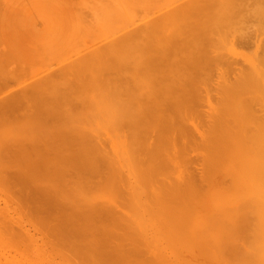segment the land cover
Listing matches in <instances>:
<instances>
[{
	"label": "rangeland",
	"instance_id": "374dc122",
	"mask_svg": "<svg viewBox=\"0 0 264 264\" xmlns=\"http://www.w3.org/2000/svg\"><path fill=\"white\" fill-rule=\"evenodd\" d=\"M222 1L224 0L213 1L212 5L214 7L210 8L211 6H209L208 9L205 7L207 4H204V2H207L206 0H0V264L264 263V260L259 263L261 257L258 258L259 261L251 257L255 253L252 249L256 247V244L262 245L263 242H256V236L251 237L252 232L254 233L253 230H255L252 229V224L255 225L252 222L254 221V215L252 217L249 212L252 209L250 203H247L249 201V199L247 201L248 195L243 194L245 197L241 196L243 183H238L236 180L232 185L234 177H231L233 175L231 172L233 170L229 172L228 163L224 157H222L221 163L216 162L217 159L214 157L216 151L219 153V149H223L221 145L224 141L220 140L222 136L218 137L220 134L217 135L215 132L214 135L212 133L210 135L211 137L214 136L215 140L207 139L210 137L207 135V133L210 134L207 130L209 129L208 126L211 129L212 125L210 123L213 121L215 109H221L219 107H222L225 102V98L222 97L226 96V92L222 89L228 91L227 88L231 89L233 84H236V87L238 85L237 89L243 88L241 87L243 85H240L237 79L241 78L240 74L243 75L244 70L248 69L247 62L249 66V63L255 62L254 66L258 65L255 67L261 68L262 66L264 68L263 62L260 63L257 60L258 57L259 61L262 58L264 60V41L258 47L254 43L256 35L259 34L260 39H262L260 31L255 32V29L259 30L264 26V23L261 19L257 22L252 15V8L256 4L260 5V2H264V0L236 1L240 4L234 3V8L242 7L240 8L241 11L239 9L235 10L239 16L234 13V10L229 9L230 0L225 1L226 3L223 2L224 4H221ZM230 2L233 3V1ZM254 2H256L255 5ZM228 3L229 8L226 7ZM219 6L226 7V12H229L228 17L223 14L225 12L224 8H219ZM204 7L207 10L203 9ZM220 9L224 12H219ZM164 12H168L167 16L153 21L154 18ZM231 13L233 16H231ZM221 15L227 17L226 21L230 16L232 17L229 18L228 23L223 21L227 28H224L225 24L221 29L213 25L214 18H220V21H217L218 23L223 20ZM253 28L254 30H252ZM235 30L238 34H244L245 36L239 40L238 38L235 39L230 33ZM225 33L228 34L226 37H224ZM137 43L140 45L143 43V47L145 44H152L150 46H154V48H150V50H152L154 56L162 44V48L164 46L167 49L172 47L173 52L170 51L172 49H164L169 52L170 58L175 56L174 58L178 61L176 60V65L172 66V64H175L173 62L170 65L171 68L168 65L170 60L166 61V58L169 59V57H166L164 62H161L164 59V57H161L163 59L160 63H167L163 66L169 67L168 70L165 68V72L162 70L165 73L163 76L166 75L165 77L158 72L159 67L156 65L160 63L156 64V61L151 64L148 61L147 66L143 65V67L137 69L140 65L137 62L142 64V60L145 58L150 59L148 58V52L146 53L148 57H144L143 52L146 46L142 49L143 52L138 51L142 45H138V48L136 47ZM215 46L216 48L223 47L222 50L217 49L218 51H215L223 54L221 60L218 59L220 53L217 57L214 51L211 52L216 49ZM133 47L134 49H132ZM149 47L147 46L148 49ZM135 48H137V51ZM202 48H204L203 53H201ZM210 48L211 50H209ZM164 49L159 50L162 55L166 51ZM229 52L231 54H228ZM149 54H151L150 51ZM153 55L151 54L150 57H153ZM228 55H231V58ZM126 56L129 58H126ZM156 56H158V53ZM250 56L253 57L254 61ZM227 57L235 60V62H231L232 60ZM174 58L172 60L175 61ZM243 58L247 62L243 61ZM114 60H116V63ZM132 62L133 64L134 62L137 63L134 64L135 68H133V64L131 65ZM210 62L213 64L211 65ZM254 66L249 67L250 70ZM259 68H257L260 70L259 72L254 69L253 72H257L261 76L262 70ZM240 70L241 72H239ZM237 74L239 77L237 76L236 79ZM198 76L202 78L200 79ZM191 77H194V79ZM162 78L165 80L164 82L169 81V83H163ZM155 79L160 82L156 83ZM262 79L264 80V76ZM170 82H174V84L172 85ZM189 82L193 85L197 83L196 88ZM160 83H163V87L156 85ZM224 83L229 84V87ZM155 85L159 89L162 87L160 90L167 93L162 92V95L160 90H158L160 91L158 93L155 92V88H157ZM170 85L171 87H169ZM222 86L223 88H221ZM257 86H246V89L249 87L250 93L252 92L251 88H254L255 92L258 89V92L261 90L259 93L256 92L259 94L258 96L252 93L261 101L264 99L263 88L261 85L262 89L259 85ZM189 88L195 91L192 93ZM243 90L245 89L243 88ZM188 91L192 94L186 99V94L189 95ZM195 93L197 94L194 96ZM221 93L225 96H221ZM178 94L185 97L179 95L178 97L181 98L179 99ZM252 94H249V96ZM253 95L250 99L254 98ZM171 96L176 97L178 103ZM220 97L223 103L220 102ZM182 99H186L187 102L185 103L184 100V108L182 107L184 113H181L182 111L178 112L179 109L177 111L184 114L181 117L180 114H177L174 108L175 105L171 102L175 103L176 101L178 105ZM257 99L255 98V101ZM188 100L190 101L188 102ZM55 101H57L56 104ZM169 102L173 107L169 105ZM263 102L260 105L258 103L261 102H256L255 105L250 103L254 108V111H252V108L250 109L252 119H254L253 117L264 118V110L260 111L261 109H259L261 105V108L264 109ZM152 103L154 106L157 104V106L153 107ZM181 103L183 104V102ZM150 105L153 109L155 108V111L151 108L150 111ZM147 107L146 110H149L150 113H156L155 117L153 114H151L153 117H150L147 114L148 112H144ZM171 108H174V110ZM142 110L143 114H147L145 115L147 117L144 116L140 119L141 116L139 117L138 114ZM217 112L219 114V110L216 111V114ZM253 112H256V115ZM48 114H51V116L49 117ZM216 117L218 115H215ZM259 120V123H261L262 120ZM256 121L253 120L254 123H252L255 124ZM165 122L171 123V125L168 124L170 127L172 126L171 131L167 132L169 129L167 131L164 128L162 129V124ZM213 122H215L213 126L216 128L217 121ZM180 125L185 126L186 133H184V130L181 131L184 127ZM250 127L252 129L253 126ZM212 130L216 131L213 128ZM212 130L211 132H213ZM178 132L182 133L179 134ZM76 135H80L81 138ZM56 136L58 139H56ZM134 137L135 139L137 137L139 140H144V144H147L145 146L137 145L136 141L138 139L134 141ZM162 138H166L164 141L168 142L161 143ZM216 138L220 141H217ZM62 139L67 140L68 147L67 144L63 145L61 143ZM204 139L207 141L206 143ZM57 140L59 141L57 142ZM142 140L141 142H143ZM190 142H193L192 144L195 142V144L191 146L189 145ZM218 142L221 145L214 147H220L217 148L219 151H214L212 146L215 143L218 145ZM78 143H84V146H80L81 148H87L86 150L90 148L88 151L92 156L91 159H95L96 166L98 165L100 168L97 169L96 167L97 172H94L92 176L90 173L89 175L86 174L83 170L80 171L79 168V170L76 169V165L74 166L77 161ZM202 143H205V145ZM207 143L213 145L208 146ZM139 146L141 150L146 146L152 150H159L161 147L160 151L162 153L156 158L157 152L148 149L152 161L155 159L152 162L147 154L148 152L143 153L146 149L143 152L141 151V154L144 155H140V151L137 149ZM158 146L160 147L158 148ZM223 146L225 145L223 144ZM135 147H137L135 149L137 152L134 151ZM209 148H212L214 152H209ZM153 153L155 154L153 155ZM69 154L71 155L69 156ZM212 154L213 160L211 162L208 157ZM42 156L52 158V160L55 159V161L51 159L44 161L43 158L41 161ZM66 156L69 159H65ZM146 156L150 159L149 163L145 162ZM65 160H68L69 164ZM138 160H141V163ZM47 161L56 164L53 166L51 164L52 168H48L50 172H46L49 171L47 169L44 171L45 168L43 170L39 166L41 162L40 165L43 164V167L49 165L46 164ZM214 161L215 163H213ZM224 161L225 164L227 163L228 170H223L227 173L220 172L223 165H225ZM216 163L220 168H215ZM214 164L215 166H213ZM53 167H59L62 174L61 172L58 173L63 175L62 178L58 177L60 175H57V170L54 171ZM230 167L235 170V167ZM51 169L56 174L52 173ZM208 170H211V172ZM149 171L152 172V175L154 172L155 178H153L154 175H148ZM31 173L35 174L36 177L33 178L34 175L32 176ZM48 173L52 174L48 175ZM65 174L66 176H64ZM57 177L59 179H56ZM253 177L252 180L259 184L257 185L258 188H263L264 182H260L262 181L261 178L257 174ZM213 179H215V183L212 181ZM123 181L126 183L124 184ZM213 183L215 186H213ZM79 184L81 185L79 186ZM210 184H212L211 187ZM239 186L240 188H237ZM233 187L236 188L235 190H242H238L237 193L232 189ZM36 189H45L51 195L56 194V199L62 205H54V209L53 207L52 209L48 208V211H46L47 209L44 210L43 207V209L39 208L40 204L36 200L35 205H33L34 202L32 204L31 199L30 202L28 199L32 198L30 195L35 194L34 190ZM210 189L215 192L212 195H216V197L211 198L212 200L208 198V196H212L211 194L208 195V191L209 193L212 192ZM232 190L234 192H230ZM223 191L224 193L227 192L225 195L221 194L220 197L219 192L223 193ZM235 192L237 195V197H234L236 202L228 200L229 198L233 199L234 195L232 193L235 194ZM206 193L208 196L205 195ZM216 193H219V197ZM231 194L233 196H229ZM203 195V199H199ZM28 196L29 198L26 199ZM114 196H117V198ZM195 196H198V198ZM204 198L206 201H204ZM214 198L215 202L213 201ZM220 198L222 201H219L220 209H218L215 203ZM225 198L227 199L225 200ZM245 198L248 204L246 208L248 209H242L246 210L245 217L248 218L244 219L248 221L251 218V221L249 220L251 227L250 224H247L248 228L245 226L247 231L249 227L252 230L248 232L246 229L242 231V228H244L242 224H245V220L241 219L243 217H238L244 210L237 209L241 205L239 203H242ZM259 198L263 203L264 196L262 198L260 195ZM202 201L205 204L203 202V206L200 207L199 204ZM209 201H213L216 205V211L212 204L209 205ZM228 201H233L234 204L232 205L233 202L229 203ZM26 202L31 203L32 208ZM222 202L226 203H223L225 206L221 204ZM110 205L114 206L115 209ZM193 206L196 208H193ZM225 207L230 208L229 213ZM223 209L226 214L224 211L222 212ZM260 209L263 210L264 208ZM49 210L51 213H49ZM88 210H91V214L93 212L94 219L91 217L92 220L87 222L86 218L91 219L89 218L91 215L87 217ZM217 210L221 213L219 214ZM84 212L86 213L85 219L81 216ZM70 213L72 216L74 214L73 220ZM232 227H234L233 230ZM239 231L241 233L246 231V236L240 234ZM254 235H256V230ZM252 238L255 246L250 247V253L252 254L250 255L249 251V254L244 251L249 249V245H251L249 242L252 241ZM205 240L207 242H204ZM228 241L231 245L234 244V247L236 246L237 251L233 247L227 249L230 247ZM89 245L94 247V249L92 248L93 253L92 249L88 250L86 248ZM241 246H245L243 247L245 249ZM81 248L87 251L84 253ZM230 249L236 253H229ZM81 252L84 254H81ZM110 254L112 257H110ZM119 257L123 260L121 258L118 260ZM251 258L256 261L251 260Z\"/></svg>",
	"mask_w": 264,
	"mask_h": 264
},
{
	"label": "bare ground",
	"instance_id": "6f19581e",
	"mask_svg": "<svg viewBox=\"0 0 264 264\" xmlns=\"http://www.w3.org/2000/svg\"><path fill=\"white\" fill-rule=\"evenodd\" d=\"M101 1H102V0H101ZM203 1H204V0H203ZM206 1H207V2H204V4H207L205 7L208 8V9H209V6H211L210 8L214 7L212 4H213L214 2H216V0H206ZM211 1H212V2H211ZM213 1H214V2H213ZM218 1H219V0H218ZM225 1L228 2L227 0H224V1H222L221 4L226 3ZM230 1H233V3L230 2ZM230 1H229V3H230V8H229V6H228L229 3L227 4V6H226V4H225L226 7H228L230 10L232 9L231 11L234 10V13H236V14H237L236 11H237L238 9H239V11H241L240 8H242V7H239L238 9H237V7H236V6H238V5L240 4V3H238V2H239L238 0H230ZM234 1H235V2H234ZM236 1H238V2H236ZM255 1H256V0H255ZM259 1H260V0H259ZM259 1H258V3H259ZM262 1H263V0H262ZM92 2L95 3L94 1H92ZM220 2H221V1H220ZM223 2H224V3H223ZM202 3H203V2H202ZM234 3H236V4L238 3V5L235 6L237 10L234 8V5H235ZM260 3H261V4L258 5V4H256V2H254V5L256 4V6L253 5L254 7L252 8V9H253L252 15H253V17L256 18V19L254 18V20H257V22H259V19H261V21L264 23V21H263V20H264V2H260ZM231 4H233V5H232L233 8H232ZM216 5H217V4L215 3V6H216ZM221 6H224V5H221ZM240 6H241V5H240ZM97 7H98V6H97ZM205 7H204L203 9H206ZM226 7H225V8L223 7L224 10H225V12H226ZM219 8H222V7L219 6ZM223 8H222V9H223ZM108 9H110V8H108ZM222 9H220L221 11L219 10V12H222V13H223L224 10H222ZM250 9H251V8H250ZM252 9H251V10H252ZM94 10H95V9H94ZM98 10H99V9H98ZM112 10H113V9H112ZM206 10H207V9H206ZM235 10H236V11H235ZM110 11H111V10H110ZM93 12H94V11H93ZM219 12H218V13H219ZM225 12H224L223 14H224V15L226 14V16L228 17L227 14H228L229 12H226V13H225ZM111 13H112V11H111ZM111 13H110V14H111ZM241 13H242V12H241ZM167 14H168V12H164V13H162L161 15H159L158 17L154 18L153 21H156L157 19L159 20L160 17L167 16ZM206 14H207V13H206ZM223 14H222V15H223ZM97 15H98V14H97ZM108 15H109V13H108ZM222 15H221V16H222ZM224 15H223V16H224ZM237 15H238V14H237ZM249 15H250V14H249ZM103 16H104V15H103ZM110 16H111V15H110ZM223 16H222V19H223V20H221V22H219V23H218L217 21H220V18H221L220 15H218V17H220V18H218V17H217V18H214V19H215V20L213 21V22L215 23V24L213 23L214 27H220V29H221V27H223V25L225 24V23H223V21H225V22L228 21V22H229V20L232 18L231 16H233V15H232V13H231V16H230L231 18L229 17L230 19L228 18L227 21H226L227 17H226V16L223 17ZM238 16H239V15H238ZM99 17H100V16H99ZM106 18H107V17H106ZM250 18H251V17H250ZM250 18H249V19H250ZM224 19H225V20H224ZM233 19H234V18H233ZM254 20H253V21H254ZM112 21H113V19H112ZM216 22L218 23L219 26L217 25ZM228 22H227V23H228ZM232 23H233V22H232ZM232 23H231V25H232ZM260 23H261V22H260ZM213 25H212V26H213ZM242 25H243V24H242ZM248 25H249V24H248ZM260 25H261V24H260ZM210 27H211V25H210ZM225 27L227 28V25H226V24H225L224 28H225ZM235 28H236V27H235ZM182 29H183V28H182ZM211 29H212V28H211ZM214 29H215V28H214ZM217 29H218V28H217ZM249 29H250V28H249ZM258 29H259V28H258ZM252 30H254V28H253ZM231 31H232V30H231ZM235 31H236V30H235ZM235 31L230 32V33H231V36L233 35V37H234L235 39L238 38V40H239L240 38H242V37L245 36L244 34H238V32H237V31L235 32ZM256 31H258V32L260 31L259 33H260V35H262V39H260L261 37L259 36V34L256 35V37H255V41H254V43H255V45L258 47L259 44H260L262 41H264V26H263L262 28H260L259 30L255 29V32H256ZM234 32H235V34H234ZM208 33H209V32L207 31V34H208ZM210 33H211V32H210ZM245 33H246V32H245ZM212 34H213V32H212ZM227 35H228V34H227ZM227 35H226V33H225L224 37H226ZM147 36H148V35H147ZM233 37H231V38H233ZM147 38H148V37H147ZM168 38H169V37H168ZM234 38H233V40H234ZM204 39H205V38H204ZM205 40H206V39H205ZM147 41H149V40H147ZM206 41H207V40H206ZM209 41H210V40H209ZM218 41H219V40H218ZM227 41H228V40H227ZM227 41H226V42H227ZM154 42H155V41H154ZM143 43H144V42H143ZM143 43H141V45H142ZM158 43H159V42H158ZM166 43H167V42H166ZM227 43H228V42H227ZM135 44H136V43H135ZM213 44H214V43H213ZM138 45H140V44L137 43V46H136V47L139 48ZM141 45H140V46H141ZM150 45H152V44H150ZM150 45H149V43H148V45L145 44L146 49H144L145 46L143 47V45H142L141 48L138 49V51H139V50L142 51V49H144V50L146 51V52H145V51H144V52L142 51V52L144 53V57L147 55L146 53L148 52V56H149V57H148V56H146V57H148V58H150V59L147 60V58H145L144 60H142V64H141L140 62H137L138 64H140L139 67H137V69L143 67V65L147 66L148 61H149V64L154 63L155 61H156V64H157V63H160V61L163 59V58L161 59V57H164L163 61H161V62H164V60H166V59H167L166 61H169V60H170V61H169L170 64H168L169 67L172 68V66L176 65L175 62H177L178 60H177L176 58H174V57H175V56H174V53H173V56H174V57L170 58L171 56H169V54H168L169 52L167 51V50L172 49V47H171V48L169 47L170 49H167L166 46H164V48H166L167 50L161 47L163 44H162L161 46H159V49H158V50H157V47H156V50H157V53H158V56H159V57L156 56L157 53L155 54V56H156V57H155V56L153 55V53H152V50H150V48H154V46L151 47ZM164 45H166V44H164ZM167 45H168V44H167ZM147 46H148V47L150 46L149 49L147 48ZM155 46H156V45H155ZM216 46H217V45H216ZM216 46H215V48H216ZM160 47H161V49H160ZM210 47H211V46H210ZM213 47H214V46H213ZM224 47H225V46H224ZM221 48L223 49V47H221ZM221 48L218 47V48L212 50L211 52H213V51L215 52L217 49L222 50ZM132 49H134V47H133ZM147 49H148V51H147ZM163 49H164V51H165V50H166V51L163 52L164 54L162 55V54H161L162 52L160 53L159 50L162 51ZM262 49H263V48H262ZM135 50L137 51V48H135ZM153 50H154V49H153ZM202 50H204V48H202L201 51H202ZM209 50H211V48H210ZM141 51H140V52H141ZM149 51L151 52V54L153 55V57H152V56L150 57L151 54H149ZM154 51H155V50H154ZM170 51L173 52V49L170 50ZM217 51H218V50H217ZM142 52H141V53H142ZM203 52H204V51H202L201 53H203ZM211 52H210V53H211ZM226 52H227V51H226ZM154 53H155V52H154ZM219 53H220V52H219ZM219 53L215 52V55L218 57ZM160 54H161L162 56H161ZM166 54H168V56H166ZM171 54H172V53H171ZM228 54H231V53L229 52ZM130 55H131V54H130ZM164 55H165V56H164ZM221 55H222V58H223V54L220 53L219 58H218V59H220V60L222 59V58H221ZM128 56H129V54H128ZM128 56H126V58H127ZM216 56H215V57H216ZM228 56H229V55H228ZM230 56H231V55H230ZM230 56H229V57H230ZM257 56H258V55H257ZM120 57H123V56H120ZM144 57H143V58H144ZM154 57H155V58H154ZM166 57H169V59L166 58ZM217 57H216V58H217ZM250 57H251V56H250ZM250 57H249V58H250ZM128 58H129V57H128ZM153 58H154V59H153ZM165 58H166V59H165ZM173 58L175 59V61L172 60ZM227 58H228V57H227ZM230 58H231V57H230ZM230 58H228V59H230ZM251 58L253 59V57H251ZM251 58H250V59H251ZM255 58H256V56H255ZM157 59H158L159 61H158ZM225 59H226V58H225ZM228 59H227V60H228ZM233 59H234V58H233ZM256 59H257V58H256ZM260 59H261V58H260ZM262 59H263V58H262ZM262 59L259 61V57H258L257 60H258V62H260V63L263 62L262 64H264V60H262ZM146 60H147V61H146ZM176 60H177V61H176ZM227 60H226V61H227ZM230 60H232V59H230ZM230 60H229V61H230ZM242 60L245 61V62H247L246 60H244V58H243ZM115 61H116V60H114V62H115ZM144 61L146 62V64H145ZM229 61H228V62H229ZM233 61L235 62V60H232L231 62H233ZM243 61H242V62H243ZM253 61H254V59H253ZM79 62H80V61H79ZM112 62H113V61H112ZM169 62H168V63H169ZM173 62H174L175 64H172ZM256 62H257V61H256ZM258 62H257V64H259ZM115 63H116V62H115ZM137 63L134 62L135 65H136ZM210 63H211V62H210ZM210 63H209V65H210ZM225 63H226V62H225ZM252 63H253V64H252ZM252 63H249V64H250V66H249V65H248V62H247L246 65L248 66L247 68H248L249 70H248V69H247V70H244V73H249V72L252 70L249 74H244V73H243V75H241L242 73H241V74L238 73V74H240V77H241V78H239L240 81H239V79H237L238 74L236 75V79L238 80V82H240V85H243V86H241V87H243L246 91L243 90V91H244V92H243V91H242L243 88H242V89H237L238 85H237V87H236V84H233V87H234V88H233V87H232V88H233L234 90H233L232 88H231V89H230V88H227V87H229V84H227V85H228V86H227V85L224 83V84L227 86L226 88L229 89V90L226 91V90H223V89H222V91H225V92H226V93L224 92V93L226 94V96H225V94L223 95V93H221V96H222V95L225 96V97H222L223 99L225 98V99H224L225 102H224L223 106H222L221 104H218V105H221V106H222V107H219V106H218L219 108H221V109H218V110H219V114H218V112H217V114H216V111H218L217 108L215 109V110H216V111H215V114L213 113L214 115H213L212 120H213V121H215V120L217 121L216 124H215V127H216V128H214V126H213V124L215 123V122H213V121L211 122L212 124L210 123V125H212V126H211V129H210V126H208L209 129L207 130V132H209L210 134L207 133V135H208V136H210V135H212V134L214 135L215 132L217 133V135L220 134L218 137L222 136V137H220L221 139H220V138H219V139L222 140V141H224V143H222V145L224 144L225 146L222 147V145H221L219 142H218V145H217L216 143H215L216 145H215V144L213 145V144H211V143H209V144L207 143V145H208V146H209L210 144H211V146L213 145L212 148L214 149V151H215V150H218V149L220 148V147H219V148L217 147V148H218V149H217V148H215L214 146H219V145H221V148H223V149H219V150H220V151L218 150L219 153L216 151L218 154H217L216 152L214 153V155L216 154V155L214 156L215 159H217L216 162L221 163V161H222L221 159H223L222 157H224L225 160H226V162L228 163V164H227V163H226V164H227V166L229 167V172H231V170H233V171L231 172V173L233 174L231 177H232V178L234 177V178L232 179V181H233L232 185H234V182H236V180H237L238 183H243V185H242L243 193H242L241 196L245 197V195H248V198H247V196H246L247 201H248V199H249V201H248L247 203H248V204L250 203V206H251V209H252V210L249 209V210H251V211H249V212H250V214H252V215H251L252 217H253V215H254V219H253L254 221H252V222L255 223V225L252 224V229L254 228V229L256 230V235H254V234H255V230H253L254 233L252 232L251 237L256 236V237H255L256 242H257V241H258V242L261 241L260 243L263 242V244L260 245L259 243H257V244H256V247L253 248V247L255 246V244L253 245V243H254V241H253V238H254V237H253V238H252V241H253V242H252V241L249 242V243H251V245H249V249H245V248H243V247H245V246H241V248L247 250V251H244V252L248 253V251H249V253H250V251H251L250 247H252V245H253V247H252L253 249H252V250H254L255 253H254V252H252V253H254L255 255L253 254V255H254V256H253L251 253H250V255H252L251 257H254L255 259H257V261H259L258 258L261 257L262 259H260V261H259V263H260L261 260H264V258H263V257H264V209H263V208H264V206H263V204H264V200H263V203H262V201L260 200L259 196L261 195V197L263 198V196H264V187H263V188H260V187L258 188L257 185H259V184L255 183L254 180H252V178H254L253 176H256V174H257V176H259V177L261 178L260 180H262V181H260V182H264V118L253 117L254 119H252V112H251L250 109L252 108V105H251L252 103L255 105L256 102H261V103H258V105L262 104V102H263V100H264V99H262V98H263L262 96H263L264 94L261 96V99H262V100L259 101V100L257 99V96L259 95L258 93H259L261 90L258 92L259 89L257 90V89L255 88V89L257 90L256 92H258V93H256L255 90H253L254 88H251V89H252V92L250 93V91H251L250 88L247 87V89H246V86H250V87H251V86H256V87H258L257 85H259V86L261 85L262 88H263V92H264V80L262 79V77L264 76V74H263V73H264V71H263L264 68H262V66H261V68H259V67H255V66H258V65H255V66H254L255 62H252ZM132 64H133V62L131 63V65H132ZM134 64H133V65H134ZM161 64H162V63L157 64L156 66L159 67V68H158V72L162 74L161 76H163V75L165 74L164 72L166 71V69L168 70L169 67H164L167 63H166V64L163 63V64H165L164 66H163V64H162V65H161ZM171 64H172V66H170ZM212 64H213V63H211V65H212ZM228 64H229V63H228ZM131 65H130V66H131ZM135 65H134V67H133V66H131V67L135 68V67H136ZM168 65H167V66H168ZM242 65L244 66V64H242ZM246 65H245V68H246ZM252 65L256 68V69H255L254 67H252L254 70H258L257 68H259V69L262 70V71H261V73H262L261 76H262V77L260 76V74L258 75L257 72H253V69L250 70L249 67H251ZM161 66H163V67H161ZM207 67H208V66H207ZM165 68H166V69H165ZM171 68H170V70H171ZM209 68H210V67H209ZM84 70H85V69H84ZM162 70H163V71L165 70V71L162 72ZM246 71H247V72H246ZM259 71H260V70H258V72H259ZM239 72H241V70H240ZM0 74H1V73H0ZM165 76H166V75H165ZM165 76H163V77H165ZM86 77H87V76H86ZM198 77H199V76H198ZM238 77H239V76H238ZM90 78H91V77H90ZM191 78H192V77H191ZM199 78H200V77H199ZM199 78H198V80H199ZM201 78H202V77H201ZM201 78H200V79H201ZM98 79H99V78H98ZM192 79H194V77H193ZM192 79H191V80H192ZM196 79H197V78H196ZM196 79H195V80H196ZM236 79L234 78V81H235ZM73 80H74V79H73ZM79 80H80V79H79ZM93 80H94V79H93ZM101 80H102V79H101ZM155 80H156V83H157V82H158V83L160 82L158 79H155ZM160 80H161V79H160ZM162 80H163V78H162ZM188 80H189V79H188ZM198 80H197V82H199ZM89 81H90V80H89ZM103 81H104V80H103ZM164 81H165V80H163V83H169L168 80H167L168 82H164ZM178 81H179V80H178ZM262 81H263V82H262ZM74 82H75V81H74ZM76 82H77V81H76ZM161 82H162V81H161ZM163 83H160V84H162V85H160V84H156V85H159V86H162V87H163ZM170 83H172V82H170ZM190 83H191V82H189V84H190ZM195 83H196V82H195ZM221 83H222V82H221ZM236 83H237V82H236ZM173 84H174V82L172 83V85H173ZM185 84H186V82H185ZM185 84H184V85H185ZM191 84H192V83H191ZM196 84H197V83H196ZM196 84H195V85H196ZM238 84H239V83H238ZM70 85H71V84H70ZM156 85H155V86H156ZM192 85H193V84H192ZM195 85H193L194 88H196ZM240 85H239V86H240ZM244 85H246V86H244ZM180 86H181V85H180ZM219 86H220V85H219ZM231 86H232V85H231ZM261 86H260V88H261ZM156 87H157V86H156ZM162 87H160V89H161ZM169 87H171V85H170ZM190 87H191V86H190ZM235 87H236V90H235ZM241 87H240V88H241ZM99 88H100V87H99ZM154 88H155V87H154ZM164 88H165V87H164ZM194 88H192V89H194ZM221 88H223V86H222ZM221 88H220V89H221ZM262 88H261V89H262ZM71 89H72V88H71ZM100 89H102V88H100ZM160 89H159V87L155 88V90H156L155 92L158 93V92L161 91V93H162L163 90H160ZM189 89H190V92H191V91H192L191 88H189ZM189 89H188V90H189ZM224 89H225V88H224ZM158 90H160V91H158ZM165 90H166V89H165ZM165 90H164V91H165ZM179 90H180V89H179ZM237 90H239V91H237ZM167 91H168V90H167ZM169 91H170V90H169ZM169 91H168V92H169ZM174 91H176V90H174ZM180 91H183V90H180ZM184 91L186 92V89H185ZM194 91H195V90H193L192 93H193ZM200 91H201V90H200ZM216 91H217V89H216ZM219 91H221V90H219ZM241 91H242L243 95H242ZM185 92H184V94H186ZM190 92H189V91L187 92V93H189V95L186 94V99H188V96L190 97V95L192 94V93H190ZM245 92H247V93H245ZM263 92H262V93H263ZM163 93H164V92H163ZM163 93H162V95H163ZM165 93H167V92H165ZM165 93H164V94H165ZM252 93L257 94V96L255 97V94L253 95ZM147 94H148V92H147ZM155 94H156V93H155ZM182 94H183V93H182ZM196 94H197V93H195L194 96H195ZM245 94H246V95H245ZM247 94H248V95H247ZM249 94H252L254 98H253V99H250V97H251L252 95L249 96ZM57 95H58V94H57ZM59 95H60V94H59ZM172 95H173V94H172ZM179 95H180V94H178L177 97H178ZM244 95H245V96H244ZM139 96H140V95H139ZM139 96H138V97H139ZM175 96H176V95H175ZM180 96H182V95H180ZM202 96H203V95H202ZM171 97H174V96H171ZM182 97L184 98L185 96H182ZM241 97H242V98H241ZM243 97H244V98H243ZM246 97H247V98H246ZM77 98H78V97H77ZM178 98L181 99L180 97H178ZM191 98H192V96H191ZM191 98H190V100H192ZM222 98L220 97V102L223 101V100H221ZM251 98H252V97H251ZM255 98H256L258 101H257V100L255 101ZM258 98H259V97H258ZM54 99L56 100L55 97H54ZM170 99L173 100V101H174V99H175V100L177 101V103H178V99H176V97H174V99H172V98H170ZM186 99H184V100H185V103L187 102ZM193 99H195V98L193 97ZM247 99H250V100L248 101V102H249V106L251 105L250 107L248 106V102H245V101H247ZM259 99H260V98H259ZM171 100H170V101H171ZM184 100H183V99H182V101L180 100L181 102H183V104L180 102V104H178V105L176 104V101H175V103H174V102H171L172 104L175 105L174 108H175V111H176V112H177L178 109H179L178 112L182 111L181 113H184V111H183V108H184L183 105L185 104V103H184ZM190 100H188V102H189ZM251 100H252V101H251ZM253 100H254V101H253ZM80 101H81V100H80ZM140 101H141V100H140ZM149 101H150V100H149ZM194 101H195V100H194ZM56 102H57V101H55V104H56ZM97 102H98V101H97ZM220 102H219V103H220ZM65 103H66V102H65ZM124 103H125V102H124ZM150 103H151V102H150ZM171 103L169 102V105H170L171 107H173V105H171ZM221 103H223V102H221ZM250 103H251V104H250ZM263 103H264V102H263ZM66 104H67V103H66ZM99 104H100V103H99ZM99 104H97V105H99ZM145 104H146V103H145ZM151 105H153V107H156V106H157V104H156V106H154L153 103H152ZM151 105H150V106H151ZM69 106H70V105H69ZM150 106H149V109H150V108L153 109L152 106H151V107H150ZM263 106H264V104H263ZM182 107H183V108H182ZM254 107H255V106H254ZM261 107H262V105H261ZM261 107L259 106V109H261L260 111L264 110V109L261 108ZM104 108H105V107H104ZM174 108H171V109L174 110ZM146 109H148V107L145 108V110H144V109H143V110H144L145 113L148 112V113H147L148 116H149V115H150V117H153L154 115L156 116V113H155V112H154V113H150L149 110H146ZM151 109H150V111H151ZM154 109H155V108H154ZM154 109H153V111H155ZM181 109H182V110H181ZM255 109H256V107H255ZM61 110H62V109H61ZM111 110H112V109H111ZM143 110L138 114L139 117L141 116L140 119H142L145 115H147V114H145V113L143 114ZM196 111H197V110H196ZM252 111H254V108H252ZM73 112H74V111H73ZM84 112H85V111H84ZM89 112H90V111H89ZM112 112H113V111H112ZM176 112H174V113L176 114ZM178 112H177V114H178V115L180 114L181 117H182V115H184V114H181V113H178ZM263 112H264V111H263ZM92 113H93V112H92ZM141 113H142L143 115H142ZM149 113H150V114H149ZM253 113H254V112H253ZM255 113H256V112H255ZM255 113H254V115H256ZM257 113H258V112H257ZM85 114H86V113H85ZM110 114H112V113H110ZM151 114H153V116H152ZM209 114H210V113H209ZM262 114H263V113H262ZM48 115H49V114H48ZM83 115H84V113H83ZM86 115H87V114H86ZM215 115H216V116L218 115V117H216V118H218V119L215 118ZM50 116H51V114L49 115V117H50ZM76 116H77V115H76ZM80 116H81V115H80ZM80 116H79V117H80ZM155 116H154V117H155ZM257 116H258V115H257ZM79 117H78V118H79ZM82 117H83V116H82ZM106 117H107V116H106ZM145 117H147V116H145ZM181 117L179 118L180 120H181ZM185 117H186V116H185ZM187 118H188V117H187ZM255 118H258V119H255ZM67 119H68V118H67ZM85 119H86V118H85ZM90 119H91V118H90ZM259 119L262 120L261 123H259V122H260ZM83 120H84V119H83ZM253 120H254V121L257 120L255 124H253V123H254ZM111 121H112V120H111ZM77 122H78V121H77ZM186 122H187V121H186ZM252 122H253V123H252ZM183 123H184V122H183ZM163 124H165L164 127H163ZM163 124H162V129H163V128L166 129L165 131H167V130L169 129L167 132L171 131V130H170L171 127H172V126L170 127L171 123H167V122H165V123H163ZM168 124H170V125H168ZM180 126H181V125H180ZM250 126H253L252 129H250V128H251ZM255 126H256V128L254 129ZM181 127H184L183 129L181 128V129H182L181 131H183L184 129L186 130L185 126H181ZM55 128H56V127H55ZM60 128H61V127H60ZM64 128H65V127H64ZM145 128H146V127H145ZM179 128H180V127H179ZM212 128H213V129H216V131H213ZM61 129H62V128H61ZM55 130H56V129H55ZM64 130H65V129H64ZM111 130H112V129H111ZM179 130H180V129H179ZM185 130H184V131H185ZM211 130H212L213 132H211ZM59 131H60V130H59ZM79 131H80V130H79ZM217 131H218V132H217ZM50 132H51V130H50ZM86 132H87V131H86ZM150 132H152V131H150ZM150 132H149V133H150ZM186 132H187V131H185L184 133H186ZM54 133H55V132H54ZM58 133H59V132H58ZM63 133H64V132H63ZM131 133H132V132H131ZM178 133L181 134L182 132H181V133L178 132ZM184 133H183V134H184ZM211 133H212V134H211ZM114 135H115V134H114ZM217 135H216V136H217ZM76 136H77V135H76ZM181 136H182V135H181ZM191 136H192V135H191ZM47 137H48V135H47ZM59 137H60V136H59ZM72 137H73V136H72ZM77 137H80V138H81L80 135H78ZM212 137H213V138H212ZM212 137L210 136V137H208V138L206 137V138H207L208 140H209L210 138H211V139H214V136H212ZM218 137H217V138H218ZM129 138H130V137H129ZM132 138H133V137H132ZM139 138H140V137H139ZM189 138H190V137H189ZM217 138H216V140H217ZM53 139H54V138H53ZM56 139H58L57 136H56ZM66 139H67V138H66ZM84 139H85V138H84ZM134 139H135V137H134ZM137 139H138V138L136 137V139H135L134 141H136ZM162 139H163V140H162ZM162 139H161L162 141H160L161 143H162V142H165V143L168 142V141H164L166 138H165V139L162 138ZM200 139H201V138H200ZM223 139H224V140H223ZM69 140H71V139H69ZM141 140H142V139H141ZM141 140L138 139V141H140V143H138V141H136V142H137L136 144H137V145H141V146H142V145L145 146L147 143L144 144V140H142L143 142H141ZM168 140H169V139H168ZM184 140H185V138H184ZM214 140H215V139H214ZM220 140H217V141H220ZM58 141H59V140H57V142H58ZM61 141H62L61 143H62L63 145H64V144H67V140H63V139H62ZM153 141H154V140H153ZM204 141H205V139H204ZM204 141L202 140V142H204ZM210 141H211V140H210ZM210 141H209V142H210ZM222 141H221V142H222ZM57 142H56V143H57ZM88 142H89V141H88ZM206 142H207V141H205V143H206ZM211 142H214V141H211ZM72 143H73V142H72ZM134 143H135V142H134ZM141 143H143V144H141ZM186 143H187V142H186ZM192 143H193V142H192ZM192 143L190 142L189 145L192 146V145L195 144V142H194V144H192ZM205 143H204V144L202 143V144L205 145ZM89 144H90V143H89ZM158 144H159V143H158ZM46 145H47V144H46ZM73 145H74V144H73ZM77 145L79 146V149L77 148L78 151H77V153H76L77 159L75 158L77 161H76L75 164L72 163V162H71V163L74 164V166L76 165V167H77L76 169L79 168L80 171L83 170V171H85L86 174L89 175V173H90L91 176H92V174H94V172H97V169H98L99 167H98V165L96 166V164H95L96 162H94L95 159H94V160L91 159L92 156H91V154H90V151H88L90 148H89L88 150H86L87 148L84 149V147L81 148L80 146H84V143H78ZM85 145H86V144H85ZM183 145H184V144H183ZM189 145H188V146H189ZM207 145H206V146H207ZM122 146H123V145H122ZM135 146H136V145H135ZM160 146H161V145H160ZM160 146H158V148H159ZM165 146H166V145H165ZM188 146H187V147H188ZM211 146H210V147H211ZM65 147H66V146H65ZM67 147H68V144H67ZM73 147H74V146H73ZM200 147H201V146H200ZM202 147H204V146H202ZM61 148H63V147H61ZM136 148H137V147L134 148V151L137 152V150H135ZM140 148H141L140 146L137 148V149H139V151H140V155H142L143 153L146 154V153L148 152V149H149V147L147 148V146H146V148L143 147V148H144V149L142 148L143 150H141ZM154 148H155V147H154ZM160 148H161V147H160ZM160 148H159V150H158V149H157V150H154V149H153L155 152H157L156 154H158V155H155L156 158H158V157H159V154L162 153V151H160ZM204 148H207V147H204ZM212 148H209V152H210V151L214 152ZM145 149H146V151L143 152ZM150 149H151V148H150ZM150 149H149V150H150ZM155 149H156V148H155ZM207 149H208V148H207ZM207 149H206V150H207ZM210 149H212V150H210ZM151 150H152V149H151ZM153 150H152V152H153ZM161 150H162V149H161ZM206 150H205V151H206ZM70 151H71V150H70ZM127 151H128V150H127ZM134 151H133V152H134ZM139 151H138V152H139ZM141 151L143 152L142 154H141ZM136 152H135V154H136ZM149 152H150V151H149ZM149 152H148L147 154H148V156L150 157ZM70 153H72V152H70ZM74 153H75V151H74ZM129 153H130V151H129ZM43 154H44V153H43ZM64 154H66V153H64ZM154 154H155V153H153V155H154ZM174 154H175V153H174ZM209 154H210V153H209ZM70 155H71V154H69V156H70ZM119 155H120V153H119ZM125 155H126V154H125ZM140 155H139V156H140ZM143 155H144V154H143ZM143 155H142V156H143ZM153 155L151 154V156H153ZM160 155H161V154H160ZM43 156H44V155H43ZM43 156L41 157V161H42V158H43L44 161H46V160H48V159H51V160H52V158H49V157H45V158H44ZM54 156H55V155H54ZM54 156H53V157H54ZM67 156H68V155H67ZM67 156H66L65 159H69V158H67ZM148 156H146L147 158H146L145 162H148L150 159H151V161L153 160L152 157H150V159H149ZM155 156H154V158H155ZM208 156H209V155H208ZM211 156H213V154L210 155V157H208V158H209V159L211 160V162H212L213 158H212ZM217 156H218V157H217ZM55 157H58V156H55ZM55 157H54V158H55ZM61 157H62V156H61ZM104 157H105V156H104ZM46 158H47V159H46ZM94 158H95V157H94ZM109 158H111V157H109ZM134 158H135V157H134ZM138 158H139V157H138ZM144 158H145V157H144ZM218 158H220V159H218ZM62 159H63V158H62ZM132 159H133V158H132ZM139 159H140V158H139ZM141 159H142V158H141ZM215 159H214V160H215ZM53 160L55 161V159H53ZM53 160H52V161H53ZM63 160H64V159H63ZM115 160H116V159H115ZM115 160H114V161H115ZM126 160H127V159H126ZM218 160H219V161H218ZM34 161H35V159H34ZM52 161H51V162L47 161L46 164H49V165H44V167H43V164H42V166L40 165V164L42 163V162H41V163L39 164V166L42 167L43 170H44V168H45L44 171H46V169L49 170L50 168H52V167H51V164H52V166H53V165H56V164H54L55 162H52ZM65 161L69 164V161H68V160H65ZM65 161H64V163H65ZM70 161H71V160H70ZM73 161H74V160H73ZM108 161H109V160H108ZM138 161H139V160H138ZM140 161H141V160H140ZM140 161H139V162H140ZM151 161H150V162H151ZM154 161H155V159H154ZM154 161H152V162H154ZM152 162H151V163H152ZM71 163H70V164H71ZM140 163H141V162H140ZM143 163H144V160H143ZM143 163H142V165H144ZM148 163H149V162H148ZM155 163H156V162H155ZM208 163H209V162H208ZM213 163H215V161H214ZM218 163H216V165H217ZM37 164H38V163H37ZM101 164H102V163H101ZM104 164H105V162H104ZM134 164H135V163H134ZM145 164H146V163H145ZM152 164H153V163H152ZM224 164H225V161H224ZM226 164H225V165L221 164V165H223V167L221 166V167H222V168H221L222 170H223V169H224V170H225V169L228 170V167L226 166ZM229 164H230V166H232L233 168L235 167V170H234V169H231V167L229 166ZM59 165H60V164H59ZM62 165H63V164H62ZM123 166H124V165H123ZM150 166H151V165H150ZM152 166H153V165H152ZM213 166H215V164H214ZM213 166H211V167H213ZM218 166H219V165L215 166V168H217ZM96 167H97V169H96ZM111 167H112V166H111ZM144 167H145V165H144ZM225 167H226V168H225ZM33 168H34V167H33ZM33 168H32V169H33ZM48 168H49V169H48ZM133 168H134V167H133ZM146 168H147V167H146ZM158 168H159V167H158ZM203 168H204V167H203ZM218 168H220V167H218ZM236 168H237V170H236ZM53 169H55L54 171L57 170V171H56L57 173H58V172H61V174H62V171H59V170H60L59 167H58V168L53 167ZM53 169H51V171H52V173H55V172L53 171ZM79 169H78V170H79ZM99 169H100V168H99ZM111 169H112V168H111ZM128 169H129V168H128ZM160 169H161V168H160ZM95 170H96V171H95ZM150 170H153V169H150ZM222 170H221L220 172H222V173H223V172H226V173H227V171H224V170L222 171ZM30 171H34V170H30ZM83 171H82V172H83ZM115 171H116V170H115ZM127 171H128V170H127ZM208 171L211 172V170H208ZM46 172H50V170H49V171H46ZM63 172H64V170H63ZM137 172H138V170H137ZM137 172H135V173H137ZM146 172H147V171H146ZM150 172H151V171H149V172H148L149 174H148V173H147V174H148V175H150V174L152 175V172H151V173H150ZM212 172H213V171H212ZM216 172H217V171H216ZM216 172H215V173H216ZM218 172H219V171H218ZM52 173H51V174H52ZM85 173H83V174H85ZM142 173H143V172H142ZM31 174H32V176L34 175L33 178L36 177L35 174H33V173H31ZM31 174H30V176H31ZM49 174H50V173H48V175H49ZM51 174H50V175H51ZM55 174H56V173H55ZM61 174H60V173L57 174V175H60V176H58L59 178H60V177H61V178L63 177V175H61ZM118 174H119V173H118ZM140 174H141V172H140ZM155 174H156V173H155ZM158 174H159V173H158ZM45 175H46V174H45ZM153 175H154V172H153ZM153 175H152V176H153ZM162 175H163V174H162ZM212 175H213V174H212ZM212 175H211V176H212ZM228 175H229V174H228ZM64 176H66V174H65ZM131 176H132V174H131ZM140 176H141V175H140ZM152 176H151V177H152ZM156 176H157V174H156ZM207 176H208V175H207ZM211 176H210V177H211ZM216 176H217V175H216ZM218 176H219V175H218ZM58 177H57L56 179H59ZM149 177H150V176H149ZM29 178H30V177H29ZM33 178L31 177L30 179H33ZM41 178H42V177H41ZM153 178H155V175H154ZM121 179H123V178H121ZM203 179H204V178H203ZM206 179H208V178L206 177ZM215 179H216V178H215ZM215 179L212 180V181H214V183H215ZM201 180H202V179H201ZM239 180H240V181H239ZM241 180H242L243 182H242ZM255 180H256V179H255ZM202 181H203V180H202ZM216 181H217V179H216ZM232 181H231V182H232ZM123 182H124V181H123ZM207 182H208V181H207ZM231 182H230V183H231ZM257 182H258V179H257ZM125 183H126V182H124V184H125ZM181 183H182V182H181ZM188 183H189V182H188ZM193 183H194V181H193ZM195 183H196V182H195ZM208 183H209V182H208ZM211 183H212V182H211ZM214 183H213V184H214ZM191 184H192V183H191ZM260 184H261V183H260ZM80 185H81V184H79V186H80ZM180 185H181V184H180ZM189 185H190V184H189ZM204 185H205V184H204ZM211 185H212V184H210V187H211ZM235 185H236V184H235ZM213 186H215V184H214ZM221 186H222V185H221ZM226 186H227V185H226ZM230 186H231V185H230ZM107 187H108V186H107ZM187 187H188V186H187ZM201 187H202V186H201ZM218 187H219V186H218ZM231 187H232V186H231ZM235 187H236V186H235ZM37 188H38V187H37ZM84 188H86V187H84ZM120 188H121V187H120ZM170 188H171V187H170ZM192 188H193V187H192ZM215 188H217V187H215ZM222 188H223V187H222ZM222 188H220V189H222ZM237 188H240V186L237 187ZM81 189H82V188H81ZM176 189H177V188H176ZM180 189H181V188H180ZM212 189H214V188H212ZM212 189H210V190L212 191ZM223 189H224V188H223ZM223 189H222V190H223ZM227 189H231V188H227ZM232 189L235 190L236 188L233 187ZM242 189H240V190H242ZM83 190H84V189H83ZM93 190H94V189H93ZM146 190H147V189H146ZM193 190H194V189H193ZM193 190H190V191H193ZM214 190L216 191V190H218V189H214ZM214 190H213V191H214ZM222 190H220V191H222ZM233 190L230 191V192H234ZM238 190H239V189H237V190H235V191L237 192ZM240 190H239V191H240ZM134 191H135V190H134ZM149 191H150V190H149ZM213 191H212L211 193H209V191H208V195H209V194H211V195L214 194L215 192H213ZM218 191H219V190H218ZM224 191H225V190H224ZM224 191H223V193L219 192L220 195H219V193H216L217 196L219 195V196L221 197V194H222V195H225V193H226L227 191H226L225 193H224ZM51 192H52V191H51ZM70 192H71V191H70ZM74 192H75V191H74ZM81 192H82V191H81ZM174 192H175V191H174ZM236 192H235V194L232 193L234 196H233L232 194L229 195V196H233V199H232V198H229L228 200H234V201H235L236 198L234 199V197H237ZM241 192H242V191H241ZM241 192H240V193H241ZM34 193H35V194H31L32 196L30 195V197H32V198L34 197L33 199H32V198H29V196H28L26 199L29 198V199H28L29 202H30V199H31V203L34 202V204L32 203L33 205H35V200L38 201L39 204H40L39 208H42V207H43L44 210L47 209L46 211H48V208H51V209H52V207H53L54 205H57V206L62 205V203H60L59 200L56 199V196H55L56 194H55V195H51V193L48 192V191L45 190V189H42V190H41V189H36V190H34ZM166 193H167V192H166ZM191 193H192V192H191ZM237 193H238V192H237ZM240 193H239V194H240ZM132 194H133V193H132ZM132 194H131V196L135 195V194H133V195H132ZM145 194H146V192H145ZM176 194H178V193H176ZM239 194H238V195H239ZM243 194H245V195H243ZM259 194H260V195H259ZM33 195H34V196H33ZM73 195H74V194H73ZM93 195H94V194H93ZM143 195H144V194H143ZM148 195H149V193H148ZM205 195H207V193H206ZM208 195H207V196H208ZM227 195H228V193H227ZM227 195H226V196H227ZM258 195H259V196H258ZM98 196H99V195H98ZM151 196H152V195H151ZM151 196H150V197H151ZM173 196H174V195H173ZM207 196H206V197H207ZM214 196L216 197V195H214ZM214 196H213V195H212V196H208V198H210V200H212L211 198H213ZM219 196H218V197H219ZM89 197H91V196H89ZM114 197H115V196H114ZM133 197H134V196H133ZM169 197H170V196H169ZM195 197L198 198V196H195ZM199 197H200V195H199ZM202 197H204V195L201 196V198H199V199H203ZM224 197H225V196H224ZM227 197H228V196H227ZM92 198H93V197H92ZM94 198H95V197H94ZM115 198H117V196H116ZM123 198H124V197H123ZM123 198H122V199H123ZM180 198H182V197H180ZM222 198H223V197H222ZM240 198H241V197H240ZM246 198H245L244 201H242V203H239V204L243 205V207H241V205H239V207H237V209H238V208H239V210H241L242 208H244V209H248V208H246V207H248V204L246 203ZM136 199H137V198H136ZM168 199H169V198H168ZM216 199H218V198H216ZM226 199H227V198H225V200H226ZM28 200H27V201H28ZM33 200H34V201H33ZM116 200H118V199H116ZM116 200H115V201H116ZM129 200H130V199H129ZM238 200H239V197H238ZM147 201H148V200H147ZM160 201H161V199H160ZM162 201H163V200H162ZM171 201H172V200H171ZM204 201H206L205 198H204ZM204 201L200 202V204H199L200 207L203 206L202 203H203ZM213 201H214V202L216 201L215 198H214ZM213 201H209V203H210L209 205L212 204V205H213L212 207H215V206L217 205L218 209H220V208H219V205H220V202H219V201H222V199L220 198V200H218V201L215 203L216 205L213 203ZM240 201H241V200H240ZM240 201H239V202H240ZM29 202H28V203H29ZM78 202H79V201H78ZM78 202H77V203H78ZM87 202H88V201H87ZM136 202H137V201H136ZM156 202H157V201H156ZM207 202H208V201H207ZM226 202H227V201H226ZM228 202L231 203V202H233V201H231V202L228 201ZM235 202H236V201H235ZM244 202H245V204H244ZM260 202H261V203H260ZM26 203H27V202H26ZM28 203H27V205H28ZM31 203H29L30 207H31V205H32ZM111 203H112V202H111ZM122 203L124 204V202H122ZM126 203H127V202H126ZM130 203H131V202H130ZM154 203H155V202H154ZM164 203H165V202H164ZM223 203H224V202H222L221 204H223ZM132 204H134V203H132ZM137 204H138V202H137ZM137 204L135 203V205H137ZM177 204H178V203H177ZM193 204H196V203H193ZM201 204H202V205H201ZM204 204H205V202H204ZM224 204H226V203H224ZM224 204H223V205H224ZM233 204H234V202L232 203V205H233ZM29 205H28V206H29ZM139 205H140V204H139ZM229 205H230V204H229ZM229 205H228V206H229ZM244 205H245V207H244ZM96 206H97V205H96ZM102 206H103V205H102ZM110 206H111V205H110ZM137 206H138V205H137ZM137 206H136V207H137ZM189 206H190V204H189ZM194 206H195V205H194ZM194 206H193V208H196V207H194ZM206 206H207V205H206ZM224 206H225V205H224ZM224 206H223V207H224ZM234 206H235V205H234ZM237 206H238V205H237ZM111 207L114 208V206H111ZM138 207H139V206H138ZM200 207H199V208H200ZM217 207L214 208L215 211H216V208H217ZM220 207L222 208V206H220ZM31 208H32V207H31ZM33 208L35 209V206H34ZM43 208H42V209H43ZM66 208H67V207H66ZM69 208H70V207H69ZM71 208H72V207H71ZM131 208H132V207H131ZM133 208H134V205H133ZM162 208H163V207H162ZM177 208H178V207H177ZM225 208H226V207H225ZM225 208H224V209H225ZM228 208H229V207H228ZM240 208H241V209H240ZM260 208H262L263 210H261ZM53 209H54V207H53ZM55 209H56V210H59L58 208H55ZM114 209H115V208H114ZM134 209H135V208H134ZM224 209L222 210V212L224 211ZM226 209H227V208H226ZM229 209H230V208H229ZM229 209H227L228 213H229ZM244 209H242V210H244ZM32 210H33V209H32ZM132 210H133V209H132ZM177 210H178V209H177ZM235 210H236V209H235ZM68 211H69V210H68ZM92 211H93V210H92ZM187 211H188V210H187ZM245 211H246V210L242 211L241 214H239V216H238L239 218L243 217V218H241V219H243V221H244L245 219L248 218V217H245ZM88 212H89L90 214H89ZM88 212H87V213H88V214H87V217L91 215L89 218L92 217V218L94 219V217H93L94 215H92L93 212H92V214H91V210H90V211L88 210ZM132 212H134V211H132ZM188 212H189V211H188ZM217 212H218V210H217ZM238 212H239V211H238ZM247 212H248V210H247ZM247 212H246V213H247ZM251 212H252V213H251ZM47 213H48V212H47ZM49 213H51L50 210H49ZM77 213H78V212H77ZM163 213H164V212H163ZM178 213H179V211H178ZM184 213H185V212H184ZM194 213H195V212H194ZM218 213L220 214L221 211L218 212ZM224 213L226 214V211H224ZM243 213H244V214H243ZM85 214H86L85 212H84L83 214H81V216H82L84 219L86 218V215H85ZM141 214H142V213H141ZM225 214H223V215H225ZM235 214H236V213H235ZM237 214H238V213H237ZM237 214H236V215H237ZM84 215H85V216H84ZM134 215H135V214H134ZM233 215H234V214H233ZM243 215H244V216H243ZM247 215H249V214H247ZM70 216H71V218H72V220H73V218H74V217H73L74 214H73V216H72L71 213H70ZM128 216H129V215H128ZM132 216H133V215H132ZM251 216H250V217H251ZM136 217H137V216H136ZM168 217H169V216H168ZM185 217H186V216H185ZM76 218H77V217H76ZM92 218H91V219L86 218V221L88 222V221L92 220ZM177 218H179V217H177ZM221 218H222V217H221ZM244 218H245V219H244ZM256 218H257V219H256ZM232 219H233V218H232ZM241 219H240V220H241ZM250 219H251V218H249L248 221H249ZM43 220H44V219H43ZM57 220H58V219H57ZM139 220H140V219H139ZM238 220H239V219H238ZM52 221H53V220H52ZM86 221H85V222H86ZM104 221H105V220H104ZM132 221H133V220H132ZM171 221H172V220H171ZM222 221H223V220H222ZM235 221H236V220H235ZM248 221L245 220V224H246V225H245V224H242V226L244 225V226H243L244 228H242L240 225H238V226H240V227L242 228V231H243L244 229H246V231H247V228H248L247 224H250V221H251V220L249 221V223H247ZM75 222H76V221H75ZM91 222H92V221H91ZM91 222H90V223H91ZM174 222H175V221H174ZM226 222H227V221H226ZM226 222H225V223H226ZM252 222H251V223H252ZM44 223H45V222H44ZM51 223H53V222H51ZM217 223H218V222H217ZM233 223H234V221H233ZM91 224H92V223H91ZM230 225H231V224H230ZM89 226H90V225H89ZM238 226H237V228H239ZM245 226H246L247 228H245ZM253 226H254V227H253ZM128 227H129V226H128ZM218 227H219V226H218ZM235 227H236V225H235ZM250 227H251V224H250ZM250 227H249V230H251ZM233 228H234V227H232V230H233ZM235 229H236V228H235ZM249 230H248V231H249ZM246 231H244V232L247 233L248 231H247V232H246ZM251 231H252V230H251ZM239 232H240V234H244V235H245V233H243V232L241 233V231H239ZM76 233H77V232H76ZM249 233H250V232H249ZM105 235H106V234H105ZM132 235L134 236V234H132ZM132 235H130V236H132ZM247 235H250V234H247ZM75 236H76V235H75ZM225 236H226V235H225ZM245 236H246V235H245ZM229 237H230V236H229ZM248 237L250 238V236H248ZM248 237H247V238H248ZM101 238H102V237H101ZM128 238H130V237L128 236ZM131 238H132V237H131ZM141 238H142V237H141ZM242 238H243V237H242ZM106 239H107V238H106ZM134 239H135V237H134ZM90 240H91V239H90ZM90 240H89V241H90ZM136 240H137V239H136ZM138 240H140V239H138ZM196 240H197V239H196ZM198 241H199V240H198ZM202 241H203V240H202ZM204 242H207V241L205 240ZM231 242H232V241H231ZM242 242H243V241H242ZM142 243H143V242H142ZM228 243L230 244L229 241H228ZM228 243H227V244H228ZM233 243H234V242H233ZM209 244H210V243H209ZM215 245H216V244H215ZM232 245H233V246H232ZM232 245L230 244V247L227 246V247H228L227 249L232 248V247H233V249L236 248V246L234 247V244H232ZM92 246H93V245H92ZM135 246H136V245H135ZM201 246H202V245H201ZM217 246H218V245H217ZM89 247H90V245L87 246L86 248H87L88 250H91L92 248L94 249V247H90V248H89ZM83 248H84V247H83ZM202 248H204V247H202ZM238 248H240V247H238ZM246 248H248V247H246ZM93 249H92V253H93ZM106 249H107V248H106ZM133 249H134V248H133ZM218 249H220V248H218ZM78 250H79V249H78ZM81 250H82V248H81ZM81 250H80V251H81ZM95 250H96V249H95ZM107 250H108V249H107ZM135 250H136V249H135ZM235 250L237 251V248H236ZM82 251L85 253L87 250H86V251L82 250ZM109 251H110V250H109ZM113 251H114V250H113ZM113 251H112V252H113ZM132 251H133V250H132ZM225 251H226V250H225ZM83 252H81V254H82ZM105 252H106V251H105ZM112 252H111V253H112ZM84 253H83V254H84ZM113 253H114V252H113ZM113 253H112V254H113ZM116 253H117V252H116ZM229 253H236V252H234V250L230 249ZM249 253H248V254H249ZM107 254H109V253L107 252ZM135 254H136V253H135ZM135 254H134V255H135ZM248 254H247V255H248ZM261 254H262V255H261ZM110 255H111V254H110ZM114 255H115V254H114ZM233 255H234V254H233ZM235 255H236V254H235ZM85 256H86V255H85ZM107 256H108V255H107ZM117 256H118V255H117ZM123 256H124V255H123ZM236 256H237V255H236ZM245 256H246V255H245ZM262 256H263V257H262ZM97 257H98V256H97ZM110 257H112V255H111ZM115 257H116V256H115ZM82 258H83V257H82ZM117 258H118V257H117ZM120 258H121V257H119L118 260H120ZM124 258H125V260H126V257H124ZM135 258H136V257H135ZM113 259H114V258H113ZM142 259H143V258H142ZM249 259H250V258H249ZM255 259H254V260H255ZM115 260L117 261L116 258H115ZM115 260H113V261H115ZM121 260H123V259L121 258ZM251 260H253V258H251ZM254 260H253V261H254ZM82 261H83V260H82ZM116 261H115V262H116ZM126 261H127V260H126ZM255 261H256V260H255ZM121 262H123V261H121ZM121 262H120V263H121ZM250 262H251V261H250ZM123 263H124V262H123ZM256 263H257V262H256ZM262 263H263V261H262ZM135 264H136V263H135ZM247 264H248V263H247ZM250 264H251V263H250ZM263 264H264V263H263Z\"/></svg>",
	"mask_w": 264,
	"mask_h": 264
}]
</instances>
